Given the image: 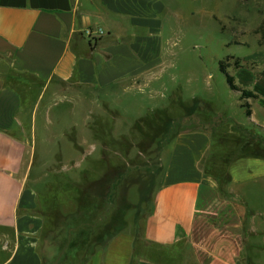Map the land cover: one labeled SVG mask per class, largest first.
Wrapping results in <instances>:
<instances>
[{
    "label": "rangeland",
    "instance_id": "rangeland-1",
    "mask_svg": "<svg viewBox=\"0 0 264 264\" xmlns=\"http://www.w3.org/2000/svg\"><path fill=\"white\" fill-rule=\"evenodd\" d=\"M166 1L161 65L86 98L58 84L41 103L49 104V118L29 129L33 155L23 174L44 227L80 233L79 242L60 244L67 253L56 252V264L94 261L106 241L116 244L107 252L124 260L164 181L161 164L191 129L222 133L229 123L238 142L254 143L251 153L236 154L233 136L209 171L220 193L246 208L241 231L248 242L255 210L264 212V97L240 99L227 80L229 73L254 92L262 78L264 0Z\"/></svg>",
    "mask_w": 264,
    "mask_h": 264
},
{
    "label": "crops",
    "instance_id": "crops-1",
    "mask_svg": "<svg viewBox=\"0 0 264 264\" xmlns=\"http://www.w3.org/2000/svg\"><path fill=\"white\" fill-rule=\"evenodd\" d=\"M166 10V0H0V264H56V252L79 242L76 228L44 227L23 174L33 155L29 129L50 115L49 104H41L46 93L61 84L86 98L161 65ZM88 26L105 33L92 42L83 32ZM261 73L257 97H264ZM237 134L229 123L222 133L180 134L161 164L164 181L140 242L121 261L107 252L116 244L106 241L82 264H264V212L255 210L248 242L241 231L246 208L222 195L209 171ZM253 146L239 140L236 154Z\"/></svg>",
    "mask_w": 264,
    "mask_h": 264
},
{
    "label": "trees",
    "instance_id": "trees-1",
    "mask_svg": "<svg viewBox=\"0 0 264 264\" xmlns=\"http://www.w3.org/2000/svg\"><path fill=\"white\" fill-rule=\"evenodd\" d=\"M221 69L223 71H226L224 66H222ZM227 80H228V83L230 84V86H231V88L233 90L241 91L240 99H243L245 97H250V96L257 97V94L254 93L253 91L239 88L238 85L234 82L233 75L227 73ZM243 106H246L247 115H251V108L249 107V104H246V105H243Z\"/></svg>",
    "mask_w": 264,
    "mask_h": 264
},
{
    "label": "built area",
    "instance_id": "built-area-1",
    "mask_svg": "<svg viewBox=\"0 0 264 264\" xmlns=\"http://www.w3.org/2000/svg\"><path fill=\"white\" fill-rule=\"evenodd\" d=\"M85 36L90 40L94 41L97 37L104 35L105 31L101 27L88 26L83 30Z\"/></svg>",
    "mask_w": 264,
    "mask_h": 264
}]
</instances>
